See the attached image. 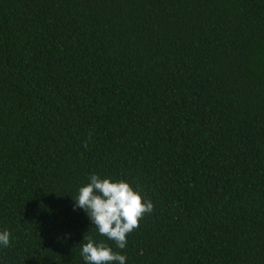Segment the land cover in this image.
Here are the masks:
<instances>
[{
    "label": "trees",
    "instance_id": "1",
    "mask_svg": "<svg viewBox=\"0 0 264 264\" xmlns=\"http://www.w3.org/2000/svg\"><path fill=\"white\" fill-rule=\"evenodd\" d=\"M93 173L154 205L124 249ZM4 230L0 264H264V0H0Z\"/></svg>",
    "mask_w": 264,
    "mask_h": 264
},
{
    "label": "clouds",
    "instance_id": "2",
    "mask_svg": "<svg viewBox=\"0 0 264 264\" xmlns=\"http://www.w3.org/2000/svg\"><path fill=\"white\" fill-rule=\"evenodd\" d=\"M86 147V145H85ZM89 183L81 186L73 200L74 208L83 209L92 221L97 233L124 249L127 237L139 227L145 214L154 210L151 200H145L125 180L101 178L93 173ZM10 233L0 231V246H10ZM80 255L85 264H126V257L104 241L97 242L92 236L83 237Z\"/></svg>",
    "mask_w": 264,
    "mask_h": 264
}]
</instances>
